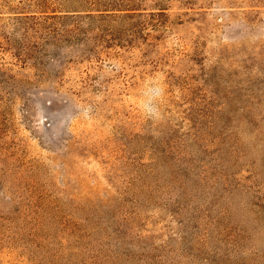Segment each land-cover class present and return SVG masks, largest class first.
I'll return each mask as SVG.
<instances>
[{"label": "rangeland", "instance_id": "1", "mask_svg": "<svg viewBox=\"0 0 264 264\" xmlns=\"http://www.w3.org/2000/svg\"><path fill=\"white\" fill-rule=\"evenodd\" d=\"M0 264H264V0H0Z\"/></svg>", "mask_w": 264, "mask_h": 264}]
</instances>
